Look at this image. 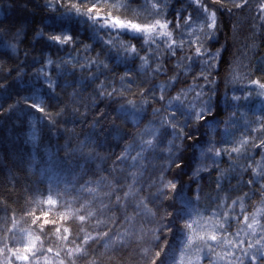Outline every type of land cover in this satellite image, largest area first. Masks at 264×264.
<instances>
[{
  "label": "trees",
  "instance_id": "1",
  "mask_svg": "<svg viewBox=\"0 0 264 264\" xmlns=\"http://www.w3.org/2000/svg\"><path fill=\"white\" fill-rule=\"evenodd\" d=\"M71 2L0 0V248L7 244V248L23 251L24 234L29 233L40 237L39 257L47 255L48 264H60L61 260L64 264L73 260L75 264H152L162 247L165 250L157 264H168V249L170 244L179 247L184 229L181 220L190 206L194 214L208 219L215 205L221 220L225 212L229 214L227 233L246 230V224L240 223L245 213L250 217L264 208V176L253 173V169L262 171L258 162L264 164V147L260 146L264 141L260 131L264 103L258 107L254 100L243 104L239 96L244 83L264 84V20L257 11L260 0H249L241 8H235L233 0H204L217 15L212 38L205 30L196 38L186 32L189 26L183 24L185 19L191 17L192 23L204 19L203 9L192 0H161L159 15H151V3L145 5L143 0H133L128 11L112 8L118 0H99L105 16L111 13L133 19L135 10L140 16L135 23L170 21L172 40L177 45L184 41L183 47L175 48V55L166 47L171 43L168 37L154 35L155 42L145 44L144 35L136 39L127 34L116 36L93 26L75 11L67 14L63 4ZM92 2L83 0L81 6L86 10ZM61 33L71 35L73 42L59 45L47 39ZM197 39L215 59L205 63L207 54L195 56L200 45L191 42ZM109 40L113 43H105ZM123 44L135 45L138 55H127ZM140 57H147L148 63L143 64ZM157 65L162 69L159 72ZM161 85L167 86L164 101L159 100ZM102 90L113 94L100 96ZM198 92L202 93L199 97ZM178 94L180 101L169 105ZM32 103H40L49 116L33 109ZM158 108L161 112L153 111ZM201 108L205 116L197 120L196 111ZM171 113L175 117L170 123L176 125V133L182 129L183 135H173L172 127L162 126V118ZM245 138L248 143L240 152L215 155V149L230 150ZM147 140L155 147L142 145ZM126 148L128 158L118 161ZM209 148L213 151L208 152ZM137 153L141 156L133 161ZM161 172L165 182L176 184L175 190L157 191ZM132 173H136L135 182ZM129 185L135 191L125 199ZM82 186L97 188L98 194L93 198L81 191ZM108 192L113 194L105 196ZM50 195L57 204L42 203ZM117 196L120 204H116ZM141 198L150 212L137 207ZM73 200L71 209L80 211L61 221V215L68 211L61 201L67 204ZM86 202H90L88 207L81 208ZM91 210L96 215L82 224L78 216ZM36 217L38 223L45 218L57 223L44 225L41 233L32 223ZM258 219L264 224V216ZM97 221L106 223L98 225ZM61 224L60 235H69L68 241L55 234ZM64 227L69 233L63 232ZM103 232L110 235L89 241L83 246L85 255H66L68 249L81 244L85 233L96 236ZM124 232L129 235L120 240L119 234ZM243 233L246 242L260 239L259 231L255 235L250 230ZM154 235L160 239H153ZM185 243L187 240L181 245ZM48 248L53 251L48 253ZM187 249V256L207 253L199 239ZM215 251L224 249L217 247ZM11 254L7 249L0 252L5 258ZM210 254L213 256L207 253L199 264H209Z\"/></svg>",
  "mask_w": 264,
  "mask_h": 264
},
{
  "label": "snow or ice",
  "instance_id": "2",
  "mask_svg": "<svg viewBox=\"0 0 264 264\" xmlns=\"http://www.w3.org/2000/svg\"><path fill=\"white\" fill-rule=\"evenodd\" d=\"M59 2V0H58ZM133 2V0H123V2H120L118 0L117 3H114L112 5V8L116 11H119L120 9H124L125 11L130 10L129 6ZM217 3L220 2V0H216ZM249 0H239V2H236V0H233V4L235 8H241L247 5ZM83 3V0H73L71 3H64L63 6L65 7V12L67 14H71L73 11H75V14L80 17H87L88 20L92 22L93 26L99 25L100 29L104 31H111L115 33L116 36H120L123 34L130 35L133 39L139 38V36L144 35V43L149 44L150 42H155L154 35L159 37H168L171 43L167 44L166 47L169 51L172 52L173 55H175V48L176 47H183L184 41H181L179 45H177L175 40H172V32L168 31L170 21L167 20H160L157 19L153 23L148 24H141V23H135L133 22L134 19H139V13H136L134 11L133 19H121L120 16H112L111 13H109L107 16L103 15L99 8V0H94L92 2V6L88 7L86 10L81 6ZM143 3L149 4L151 3L152 12L151 15H159V9H160V3L161 0H143ZM195 3L197 4L198 8H202L204 12V19L202 20L200 24V29L207 30V36L208 38H212L215 35V30L217 27V15L215 10H211L209 7L206 6L204 0H195ZM231 11V9H229ZM257 11L260 13V19L264 20V0H260V3L258 5ZM101 20L103 23H100ZM192 18L189 17L188 19H185L183 21L184 25H191ZM177 28H180L181 25L178 23L176 25ZM40 35H43V33H40ZM191 35V33H190ZM50 41L59 44V45H66L73 42V38L71 35L63 34L60 35H50L47 37ZM107 44H112L113 42L111 40L106 41ZM191 43H197L200 46L196 47L195 49V56L196 57H202L205 54L209 56L208 61H204L205 63H209L212 59H215L213 54L209 52L207 48H204L203 45L200 43L199 39L196 41H192ZM14 47V46H13ZM122 47L124 48V51L127 55L130 56H137L138 50L135 45H127L123 44ZM219 55V50H217L216 56ZM140 59L143 61V64L148 63L147 57H140ZM191 59V57L189 58ZM49 63H52V61H49ZM95 63V61H93ZM107 67V65H105ZM161 66L157 65L156 72L161 71ZM123 79V77L121 78ZM175 79V77H173ZM207 79V77H205ZM251 83L258 84L259 87L264 88V84H260L259 81H252ZM52 84H49V87H52ZM99 87H103V84H101ZM166 85L160 86L161 95L159 96L160 101L165 100L164 92L166 90ZM191 87L189 88V91H191ZM115 91V90H114ZM142 93L145 90H141ZM183 92V90H182ZM100 96L108 95L111 96L113 93H106L103 90L100 91ZM202 93L198 92L196 93V96H201ZM153 99L155 97L153 96ZM181 96L178 94L177 96L173 97L172 100L168 101V104L171 105L173 101H180ZM129 103H132V101H129ZM33 109H36L37 111L44 113L45 116H49L48 113H46V110L44 107L41 106L40 103H32L30 105ZM156 113L161 112V109H154L153 110ZM56 115H60V113H57ZM189 115H191V112H189ZM205 116V110L201 108L199 111H196V119L197 120H203ZM175 113H171L169 115H166L162 118V126H170L173 128V135H183V130L181 129L180 133H176V125L171 124L170 121L174 119ZM147 131V130H145ZM257 131V130H253ZM260 131L264 132V125H262V128ZM155 136V132L151 133ZM171 143V142H169ZM248 143V139L245 138L241 141H239L238 147H234L230 150L228 149H215V155L220 156L222 152L230 151V152H240L241 147ZM142 145H146L148 148H154L155 145L153 144L152 140L142 141ZM261 147H264V141L261 142ZM171 151V149H169ZM208 152H212L213 149L209 148L207 149ZM141 153H137V156L132 157L133 161H136L138 158H140ZM128 158V151L127 148L124 152L120 154V156L117 157L118 161H124ZM179 167V165H177ZM258 168L262 169V171L257 172V169H253L254 175H260L264 176V164H261L258 162ZM199 171V170H198ZM133 180L135 182L136 173H132ZM106 179V178H101ZM91 183V182H89ZM99 183V182H98ZM155 183V181L153 182ZM160 187L157 189L158 192L162 193L164 189H176V184L172 181L165 182L163 172H161L160 178H159ZM249 183H253V181H249ZM129 191L124 193V198H128L129 196H132L134 194V186L129 185ZM264 187V186H262ZM81 191H86L89 194L93 195V198H95V195H97V188H85L82 186ZM115 191V189H113ZM113 192L104 193L105 196H111ZM75 201H68L67 204H65L63 201H61V206H66L68 208V211L61 215L60 220L64 221L69 218V216H75L76 213L80 211V209L72 210L71 204ZM238 201H233V204H236ZM42 203H47L48 205H55L57 204V200L52 199L51 195L46 201H42ZM90 202H86V204L81 205V208H87L88 204ZM121 203V197L117 196L116 198V204ZM143 206L145 209H147V205L144 203V199L141 198L138 203L137 207ZM102 207L106 208L107 205H102ZM244 205L241 203V209H243ZM51 210V209H49ZM147 211H151L150 209H147ZM43 215L47 217L48 213L44 212ZM96 215L94 210L87 211L86 215H79L78 219L83 224L87 220H89L91 217H94ZM169 216L173 215L172 213H168ZM264 216V208L257 209L256 213H254L252 216H244V220L240 222L241 224H246V230H250L253 235L257 234L259 231L260 239H257L253 242H246L245 239L241 236V231H246L245 229H241L240 231H237L234 234V237L232 239H229L227 235L226 230V224L229 222L230 217L227 212L223 214V220L220 219L218 213L216 211H213L211 216L208 219H205L203 216H200L199 218H193L191 215L188 216V219L184 223V228L187 229V235L186 240L187 243L184 244L183 248L187 249L192 244L193 241L196 239H199L200 241L204 242L205 247L207 248V253H213L212 256V264H245V261H250V264H262L264 262V224L260 223V219L258 217ZM134 217H126V220L131 221ZM204 220V224L201 225L200 221ZM251 220V223H248V221ZM39 217H36L33 219L32 223L37 224L39 231L41 233L44 232V225H47L49 223L56 224L57 222L55 220H49L45 218L42 223H38ZM115 222V221H113ZM105 221H97L98 225L105 224ZM61 228L62 224L60 226H57L55 228V234L57 235L58 239H62L64 241L69 240V235H63L61 236ZM205 228L202 232H197V229ZM168 231H172L171 228L168 229ZM64 233H69V229L64 227L63 228ZM81 232H84V229L81 228ZM223 233V234H222ZM110 235L109 232H103V233H97L96 236H92L90 234L85 233L83 236V240L81 241V244L76 246L75 248H70L67 250L66 255L69 258L74 257L76 254L85 255L86 250L83 247L84 245H87L89 241L92 240H102L105 237H108ZM129 235V233L124 232L122 234H119V239L122 240L125 236ZM13 239H16L15 236H13ZM153 239L159 240L160 238L158 236H153ZM40 240L39 236H36L34 239H31L29 243H25L23 247V251H21L20 248L16 249H10L7 248V244H5V248H0V252H4L5 249L7 251L11 252L16 260H22L29 262V264H32V261H30V257L33 261L38 260V257L42 254L41 249L37 248V241ZM118 241H113V243H116ZM43 242H41L42 245ZM246 244V247H245ZM107 246V245H106ZM217 247H221L224 249L222 252H217L215 249ZM164 248L162 247L160 251H157L155 253V257L152 259V264H157L158 259L161 256V253L164 252ZM53 251L52 248H48L47 252L51 253ZM145 253L149 252V249H143ZM200 249H197V253H199ZM240 252L241 255L237 256L236 253ZM207 253H205V257L207 258ZM60 251H57L55 255L57 257L60 256ZM49 257L47 255H44L45 264H48ZM201 257L199 254L196 256V260L199 261ZM184 261V253L183 249L181 250V257L179 264H183ZM7 264H12L11 260L7 261ZM60 264H64V261L61 260ZM72 264H75V261H72ZM92 264H95V261L92 262ZM159 264H164L163 261H160ZM173 264H177L175 260H173Z\"/></svg>",
  "mask_w": 264,
  "mask_h": 264
},
{
  "label": "rangeland",
  "instance_id": "3",
  "mask_svg": "<svg viewBox=\"0 0 264 264\" xmlns=\"http://www.w3.org/2000/svg\"><path fill=\"white\" fill-rule=\"evenodd\" d=\"M192 1L195 2V0H192ZM176 22L177 21H175V24L177 25L178 23H176ZM201 22H202V20H198V21L192 23L191 25H188L189 27L186 28V32L188 34L191 33V36L196 38V36H199L200 34H202V33H200V32H202V30L200 29ZM205 34L207 35V30H205ZM180 37L183 38V37H185V35H180ZM240 90L243 91V94L239 95L243 104L247 103V101H249V100L258 101L256 103L257 107H258V105L261 102L264 103V88H260V87L256 86L255 84L244 83V85L240 88ZM235 99H238V97H236ZM190 102H188V103H190ZM257 109L258 108L255 109L256 112L258 111ZM241 110H244V108H242ZM239 111H240V109H239ZM258 117H260V114L258 115ZM231 138H233V137H231ZM199 152H198V155H199V159H200L201 155H200ZM213 209L216 210L215 205L213 206ZM186 210L187 211H186V213L184 215V218H183L185 220H181V225L182 226H184V223L188 219L189 215H191L193 218H199L200 217L197 213L194 214L192 206L188 207V209H186ZM215 210H212V212L215 211ZM256 211L257 210H255L254 213H256ZM247 213L248 212H246L245 215H248ZM200 214H202V213L200 212ZM242 220H244L243 217H242ZM200 223H201V225L204 224V222H202V221H200ZM248 223H251V220H249ZM204 230H205V228H203V231ZM198 231H199V229H198ZM244 233H245V231H244ZM227 234H228L229 239H232L234 237V234H231V233H227ZM180 235L181 236L179 237V241H180L179 247L174 248V247H171V244H170V247L168 249V253H170V257H168V260H169L168 264H173V260H175L177 262V264H179L180 257H181V250L182 249H183V253H184L183 264H199V262L201 263L202 262L201 260L205 257L204 253H201L199 255L201 257V259L199 261H197L196 260V256L197 255L187 256L188 249H184L183 248L184 245H181V244L184 243V241H186L187 229H185V228L182 229ZM24 237H25L24 244L25 243H29L31 239L35 238V237L31 236L29 233H25ZM7 257L5 258L3 255H1L0 256V264H7L8 260H11L12 264H29V262H26V261L16 260V258H15V256L13 254H11V256L9 258H7ZM209 258H210L209 264H212V262H211L212 261L211 254H210ZM30 261H32V264H34V262L35 263L45 262L44 257H38V260H36V261H33L32 258L30 257Z\"/></svg>",
  "mask_w": 264,
  "mask_h": 264
}]
</instances>
